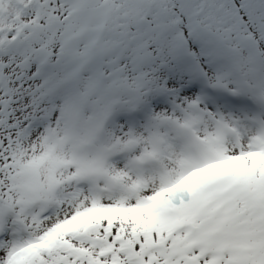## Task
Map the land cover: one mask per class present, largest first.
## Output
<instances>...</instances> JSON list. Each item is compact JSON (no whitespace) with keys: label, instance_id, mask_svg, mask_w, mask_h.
<instances>
[{"label":"snow or ice","instance_id":"snow-or-ice-1","mask_svg":"<svg viewBox=\"0 0 264 264\" xmlns=\"http://www.w3.org/2000/svg\"><path fill=\"white\" fill-rule=\"evenodd\" d=\"M0 264H264V0H0Z\"/></svg>","mask_w":264,"mask_h":264}]
</instances>
